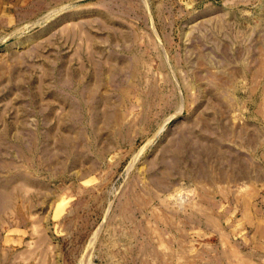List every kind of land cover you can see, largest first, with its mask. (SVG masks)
Here are the masks:
<instances>
[{"label": "rangeland", "instance_id": "1", "mask_svg": "<svg viewBox=\"0 0 264 264\" xmlns=\"http://www.w3.org/2000/svg\"><path fill=\"white\" fill-rule=\"evenodd\" d=\"M0 264H264V0H0Z\"/></svg>", "mask_w": 264, "mask_h": 264}]
</instances>
